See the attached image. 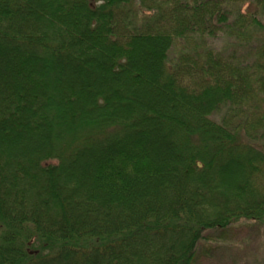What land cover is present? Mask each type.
<instances>
[{
	"label": "trees",
	"instance_id": "trees-1",
	"mask_svg": "<svg viewBox=\"0 0 264 264\" xmlns=\"http://www.w3.org/2000/svg\"><path fill=\"white\" fill-rule=\"evenodd\" d=\"M235 1L0 0V264H194L264 222V0Z\"/></svg>",
	"mask_w": 264,
	"mask_h": 264
},
{
	"label": "rangeland",
	"instance_id": "rangeland-1",
	"mask_svg": "<svg viewBox=\"0 0 264 264\" xmlns=\"http://www.w3.org/2000/svg\"><path fill=\"white\" fill-rule=\"evenodd\" d=\"M163 2L165 0H160ZM248 1H235L236 7L248 5ZM153 7V5H152ZM154 8V7H153ZM246 10L253 12L264 26V14L258 12V7L251 4ZM261 31V29H260ZM264 33V32H262ZM215 44L223 52L222 57H228L229 54L242 55L247 62L252 61L251 55H244L239 47V40L232 35H225L215 40ZM252 103H255L254 101ZM261 108L260 114L263 112L264 99L258 97L257 104L250 106L254 110ZM249 110V109H248ZM249 112V111H248ZM247 114L241 113V116ZM261 131V130H260ZM264 134V130H262ZM264 188V178H263ZM194 264H264V222H255L253 220L242 219L225 229V231L212 230L207 233V240L201 242L197 246V253Z\"/></svg>",
	"mask_w": 264,
	"mask_h": 264
}]
</instances>
